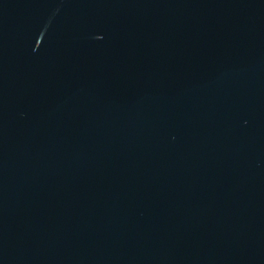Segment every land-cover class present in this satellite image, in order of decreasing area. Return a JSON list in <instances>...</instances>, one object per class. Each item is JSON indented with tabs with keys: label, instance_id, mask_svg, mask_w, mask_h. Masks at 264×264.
Segmentation results:
<instances>
[{
	"label": "water",
	"instance_id": "obj_1",
	"mask_svg": "<svg viewBox=\"0 0 264 264\" xmlns=\"http://www.w3.org/2000/svg\"><path fill=\"white\" fill-rule=\"evenodd\" d=\"M0 264H264V0H0Z\"/></svg>",
	"mask_w": 264,
	"mask_h": 264
}]
</instances>
